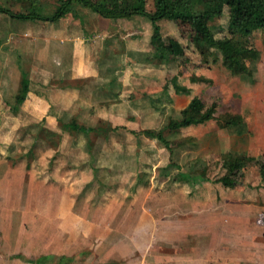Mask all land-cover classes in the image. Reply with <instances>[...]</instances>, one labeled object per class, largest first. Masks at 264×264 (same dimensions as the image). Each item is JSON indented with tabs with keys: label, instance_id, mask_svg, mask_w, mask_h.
<instances>
[{
	"label": "rangeland",
	"instance_id": "obj_1",
	"mask_svg": "<svg viewBox=\"0 0 264 264\" xmlns=\"http://www.w3.org/2000/svg\"><path fill=\"white\" fill-rule=\"evenodd\" d=\"M61 1L36 5L52 11ZM146 1L153 10L155 1ZM0 4L15 12L33 8L31 0ZM73 7L55 21L0 11V219L6 210L20 213L6 224L12 241L21 221L28 222V235L44 231L50 238L67 212L75 231L89 220L121 231L154 227L156 236L184 220L208 227L206 218L217 211L221 257L232 245L242 252L244 240L264 247V30L244 29L226 6L205 19L223 49H206L194 40L193 18L167 15L154 24L146 15L106 18L80 1ZM24 77L30 88L20 100ZM195 96L204 107L215 102V116L183 126ZM72 122L121 126L106 138L86 131L94 140L92 157L73 166L68 149L59 150L60 134L70 144L85 132L70 133ZM146 129L161 131L170 147ZM231 152L244 159L230 172ZM200 175L205 178L195 180ZM184 195L193 200L178 201ZM210 237H202L205 244ZM30 249L18 254L21 264L47 259ZM252 261L264 264V252Z\"/></svg>",
	"mask_w": 264,
	"mask_h": 264
},
{
	"label": "crops",
	"instance_id": "obj_2",
	"mask_svg": "<svg viewBox=\"0 0 264 264\" xmlns=\"http://www.w3.org/2000/svg\"><path fill=\"white\" fill-rule=\"evenodd\" d=\"M85 136V133L81 134L82 138H85ZM63 137L65 142L62 147L60 146L59 150L68 149V161L70 164L75 166L79 165L80 161L86 162L89 154H87L88 150L80 147L78 155H74L71 143L68 144V135L64 133ZM70 139L72 141L73 138ZM82 154L84 155L83 157H81ZM197 196H192L195 198V201L197 200ZM181 200L189 202L193 199L188 200V196L184 195L179 197L178 201ZM232 206L234 210L236 205L232 204ZM193 210H197V212L201 211L199 209ZM8 211L4 212V215L8 213L7 216L3 215L5 219L1 220L3 216L0 219V231L2 233L0 264H21L18 254L22 253V249L26 247L29 250H31L30 247L32 249L37 248L41 256L47 257L44 261H37L39 264H255L252 261L253 258L258 253L264 252L263 245H249L250 243L244 240L243 245H245V248L242 252L237 253L235 246L232 245L227 247L225 256L221 257L216 228L217 211L213 213L214 215H210L212 217L206 218V221H209L208 227H203L204 220L200 221L199 219L194 223L184 220L185 223L180 222V225H174L171 228L165 227L162 232H157L156 236H153V231H150L154 227L145 225L144 227L131 226L129 231H121L117 227H93V223L89 220L83 231H75L73 228L70 229V225L74 226V220L72 224L69 218L71 213L68 215L67 212L63 216L66 220L58 221L55 232L50 238L49 233L43 235L44 231L28 235V222L21 221L19 223L21 228L17 232V241L15 242L12 241L9 225L6 224L11 222L9 218L17 216L15 212L18 211ZM186 212L187 210L183 214L187 215L188 213ZM18 214L20 213L18 212ZM231 219L235 222L234 214ZM15 226L17 225L15 224ZM189 228L192 233L188 231ZM108 233L117 235V237L108 239L106 237ZM126 233H130L131 236H126ZM185 233H187V236L184 235ZM26 234L29 238L26 237ZM121 234L123 236H120ZM207 235H211V239L207 240L208 246L206 248L205 245L207 244L204 243L203 238L204 236L207 238ZM48 240L49 242H47ZM255 247L261 251L257 253ZM84 250L88 252L81 261L72 260V256L75 253ZM248 253L253 255L251 262L246 260ZM51 258L52 260L50 261L49 259Z\"/></svg>",
	"mask_w": 264,
	"mask_h": 264
},
{
	"label": "trees",
	"instance_id": "obj_3",
	"mask_svg": "<svg viewBox=\"0 0 264 264\" xmlns=\"http://www.w3.org/2000/svg\"><path fill=\"white\" fill-rule=\"evenodd\" d=\"M73 1H80L85 6L91 8L95 13L103 17L110 18H122L132 15H146L155 24L157 20L164 16L170 15L178 18L181 21H186L187 18H193L196 22V33L194 34V40L200 47L206 49L216 48L217 50L223 49V46L214 42L210 36V29L206 24L205 19L209 16H220L223 13L224 8L229 7L230 18H235L241 21L244 29H263L264 30V0H154L155 7L153 10L147 9L146 0H63L55 9L48 11L42 6H38V0H31L33 8L28 12H15L12 8L1 5L0 11L9 13L11 16L29 19V20H43V21H55L66 15L69 11H73ZM30 80L28 77H24L22 83V91L18 93V99L23 100L29 91ZM72 86V84H70ZM185 90V88H183ZM216 103L213 102L209 106L204 107L201 103V99L195 96L191 99L185 114L181 118L179 124L186 126L191 123L202 122L213 118L215 115ZM174 121L170 120L169 124H173ZM70 133L77 131L78 129L85 130V138H81L79 135H75L72 139L71 146L74 155H78V150L83 147L89 151L87 161L80 164H86L91 159L92 143L89 130H95L97 133H102L103 138L112 136L121 125H111L108 127L86 128L80 127L77 123H69ZM135 130V129H133ZM87 131V132H86ZM137 132V130H135ZM151 137H157L166 142L170 147L169 140L163 135L161 131H155L153 129H146L144 131ZM100 135V134H99ZM64 134L60 137V141L63 145L65 142ZM59 146V148H61ZM72 152V154H73ZM252 158L249 156L248 159ZM244 158L233 152L229 153L230 172L240 165V162ZM259 163V161H258ZM260 169V168H259ZM260 179L264 175V169L260 170ZM204 175L196 176L195 180L204 179ZM222 178V177H221ZM224 181H227L228 177H223ZM259 221H262L259 219ZM258 224H260L258 222Z\"/></svg>",
	"mask_w": 264,
	"mask_h": 264
}]
</instances>
